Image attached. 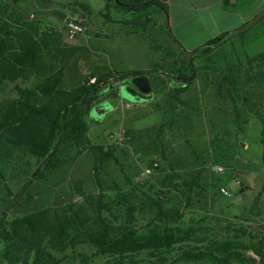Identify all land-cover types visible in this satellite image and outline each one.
Returning a JSON list of instances; mask_svg holds the SVG:
<instances>
[{
	"label": "trees",
	"instance_id": "16d2710c",
	"mask_svg": "<svg viewBox=\"0 0 264 264\" xmlns=\"http://www.w3.org/2000/svg\"><path fill=\"white\" fill-rule=\"evenodd\" d=\"M164 1L104 0L100 15L106 22L125 27L127 33H144L156 26L152 13L156 8L166 14ZM16 2L12 0L9 5L11 15L7 19L0 18V81L14 82L32 77V83L28 87L15 84L17 96L0 101V240L4 243L3 259L8 264H59L60 259L53 255V250L64 251L86 244L94 249L95 255L108 256L107 264H126L127 261L136 264L135 258L143 250L157 257L156 254L172 248L174 243L184 241L187 236H183V232L187 231L177 224L182 217L179 206L164 208L161 205L165 200L146 195L145 191L140 192L144 195L139 197L133 184H130L133 189L120 191L113 199L107 198L99 174L108 161L119 164V160L113 147L92 143L87 135L88 113L102 99L99 92L105 86L101 83L104 77L115 74V80L123 81L133 75L158 73L156 69L111 71L95 76L93 82L88 79L67 90L62 86L63 73L80 47L67 45L58 28L39 30L27 14L18 11L20 8ZM79 6L88 15L91 14L85 4ZM225 7L228 5L225 4ZM112 10L121 17L112 15ZM56 13L64 18L61 11ZM263 18L264 15L259 20ZM75 23L95 36L108 35L103 30L87 28L82 21ZM246 30L227 31L209 39L196 48L197 53L190 60L185 56L186 50L174 39L183 57L166 70L170 75L165 76L172 79L169 83L174 86L169 93L171 101L179 106L194 108L179 96L190 87L200 70L194 65V58L209 55ZM200 68L210 71V87L219 98L231 103L233 111L231 128H219L213 123L215 130L211 131L209 140L210 165L223 169L232 167L240 146L237 136L244 131L246 124L241 115L244 110L254 113L262 123L260 143L264 159V50L246 55L244 61L238 60L225 66L206 64ZM163 82L159 75V83L156 84L159 91L165 87ZM170 123L173 124L172 121ZM165 124L159 125V132L163 131ZM58 141L60 144L51 158L36 172L50 148ZM83 151H89L93 156V176L98 187L96 194L86 192L83 189L85 181L78 180L73 185V196H80V202L70 201L58 208L45 206L10 221L5 219V211L31 183L30 178H26L23 186L13 194L7 184L8 167L12 170L20 165L28 166L33 158L36 167L31 176L37 179L73 161ZM149 166L161 168L156 161ZM21 169L26 172L25 167ZM172 176L176 178L179 173L175 172ZM171 185L180 192L178 202H188L191 193L199 195L203 190L199 177H187L181 183L175 181ZM137 212L149 214L143 231L136 228ZM118 219L120 222H116ZM213 245V249L227 252L238 244L226 242V248L219 243ZM242 247L250 249L258 257V264H264V235H252L249 243L242 244ZM183 256L188 260L191 253L185 251ZM212 258L216 259L214 254Z\"/></svg>",
	"mask_w": 264,
	"mask_h": 264
},
{
	"label": "rangeland",
	"instance_id": "374dc122",
	"mask_svg": "<svg viewBox=\"0 0 264 264\" xmlns=\"http://www.w3.org/2000/svg\"><path fill=\"white\" fill-rule=\"evenodd\" d=\"M11 1L0 0V18L7 19L11 15L9 7ZM44 1H47L46 5ZM79 4H85L93 16H96V13L102 10L104 0H17L16 2L39 30L58 28L67 45H72L75 37L83 32L72 33L69 24L82 21L87 27V21L80 19L85 11ZM56 11H61L64 18L61 19ZM156 12H159V17L162 16L161 9ZM112 15L121 17L114 10ZM159 17L154 15L156 20ZM102 21L105 22L104 18L96 16L88 27L102 28L108 34L121 36L107 40L104 47L95 45L92 41L88 44L95 48H103L109 53L111 61L122 68L166 71L169 66L183 57L181 50L171 41L167 23L159 24L152 29V32L147 31V34L146 32L133 34L127 33V29L120 24L106 23L103 27ZM179 23L181 21L175 20L173 28L179 30L182 36H188L187 25ZM246 29L244 33L215 48L209 55L194 58L193 63L200 70L188 88L189 94L185 98V101L194 108L179 106L168 96L161 98V103L159 101L157 105L151 103L144 108H134L130 112L115 114L119 121L126 116L124 122L132 129L143 128L147 131L141 137L134 134L130 137L127 129L123 127L127 134L123 133L116 143L119 149L117 155L121 163L108 161L99 174L103 193L109 200L114 193L133 189L130 184H133L137 193L145 191L180 195L171 184L175 181L181 183L187 177H199V183L203 187L199 195L191 193L188 202H180L182 217L177 224L187 231V233L183 232V236L187 238L174 243L172 248L163 250L160 255L156 254L157 257L151 256L147 250L141 251L135 258L136 264H258V257L250 249L243 248L242 244H248L252 235H264V159L261 155L260 143L262 123L254 113L242 111L241 115L246 120V124L244 131L237 136V143H240V146L237 148L232 167L218 170V166L210 165L209 140L211 131L215 130L213 123L219 128H231L233 111L231 103L219 98L210 87V71L200 68L206 64L225 66L238 60L244 61L246 55L263 51L264 18ZM83 41L78 39V43ZM80 67H82L81 63H79ZM79 72L72 66L68 85L76 84V80H79ZM155 75H161L167 84L172 80L164 74H149L150 77ZM152 82H154L153 78ZM31 83L32 77L14 82L0 81V101L6 97L17 96L15 84L28 87ZM113 115L107 117L105 115L99 119L93 117L90 121V124L94 125L93 129L98 131L99 140L103 136V131L116 128L118 121L111 118ZM127 115L131 116L128 121ZM171 121L173 124L170 123ZM161 123L166 124L163 131L159 132ZM152 161L160 163L161 168H150L149 164ZM29 162L28 166L20 165L12 170L8 167L6 170L7 184L13 194L18 192L26 182V178H30L34 172L36 160L31 158ZM78 163L81 169L76 173L61 166L47 172L43 177L31 179V183L21 196L15 198V203L5 211V219L10 221L16 216L45 206L58 208L70 201L80 202V197L76 198L72 195L69 184L79 175L89 179V160L83 157ZM21 166L25 167L26 172H22ZM145 169H150V172L145 174ZM175 172L179 173L176 178L172 176ZM232 181H235L233 186L230 185ZM221 187L227 188V193H223ZM83 189L96 194L98 187L93 179L91 183L85 181ZM135 216L136 228L139 231L145 230L149 214L137 212ZM116 222H120V219ZM226 242L238 245L227 252L213 249L214 243L222 244L226 248ZM3 248L4 243L0 240V264H8L1 254ZM185 251L191 253L188 260L184 259ZM52 253L60 259L59 264H107L109 260L106 255H95L94 249L86 244L77 245L73 249L66 248L64 251L53 250ZM212 254L216 259L212 258ZM126 264L130 263L127 261Z\"/></svg>",
	"mask_w": 264,
	"mask_h": 264
},
{
	"label": "crops",
	"instance_id": "0c3cea01",
	"mask_svg": "<svg viewBox=\"0 0 264 264\" xmlns=\"http://www.w3.org/2000/svg\"><path fill=\"white\" fill-rule=\"evenodd\" d=\"M225 4H227L228 7H225ZM164 5L166 8V14L163 11H161L162 16L160 15L159 17V12H156L157 10L159 11V9H156L152 12L153 17L154 15H157L159 17L157 20L155 19L156 21L155 28L159 26V24L167 22L170 28V32H171L170 38L173 44L181 50L180 46L176 44V42H174V39H176L184 50L191 51L196 49L198 46L204 44L209 39L223 32L236 30L245 23H247L248 21H250L253 17H255L264 9V0H165ZM99 12L96 13V16L102 17L100 14H98ZM84 16H86V19H84ZM96 16L95 15L93 16L92 12L90 15H88L85 12L80 16V18L83 21H87V28L91 29V27H88V25ZM175 20L181 21V23H179L180 25L182 24L187 25V28L189 29L188 36H182L179 30H175L173 28V24ZM102 22H103L102 23L103 27L106 23H109L106 21L105 22L102 21ZM92 29H98V28H92ZM98 30H103V29L101 28ZM152 31L153 30L149 32ZM147 33L148 32H146V34ZM119 36L121 35L108 34L107 36H95L93 33L88 31H83L79 33L75 37V41L71 44L75 46H79L80 49L77 50L75 55L69 60L64 70L62 77L63 88L70 90L75 86L84 83L88 79H90L91 82L93 79H95V76H98L100 74L108 73L111 71L128 70L129 68L125 69L122 68V66H118L115 63H113L110 59L109 53H107L103 48L100 47L95 48L92 47L90 44H88L90 43V41H92L95 45H101L104 47V44L107 40H114ZM79 38L84 41L78 43ZM79 63H81L82 66L80 68H79ZM72 66L76 67L78 72L80 71L79 72L80 74L78 76L79 80H76L77 81L76 84L68 85L67 82H69V79H71L69 72L72 69ZM133 69L147 70V68H133ZM148 77L152 85L151 100H145L140 102H129L122 99H118L112 101L114 108L106 114V117L112 116L114 114L113 117L111 118L115 121H118V124L114 130L103 131L104 133L101 140H99L98 131L93 129L94 125H92V123L90 124L89 121V129L87 135L91 140V142L95 144L109 145L113 147L114 155L118 158L119 164L121 163V161L117 155L119 153V149L118 147H116V143H118L117 140L121 138V133H125V135L127 134L126 131L123 129V127L127 129L128 135H130V137L131 134H134V136L141 137V135H143V133H145L147 129H143V128L132 129L129 124H126L124 122L126 116L123 120L119 121L117 115L115 116V114H118L117 112H130L134 108L137 109L144 108L147 104H151V103L157 105L159 104L158 102L160 101L161 98L169 96L171 88L174 87L170 84H167V81L164 80L163 84L165 85V87L159 91V88L156 85L157 83H159V76L155 75L154 77H150L148 75ZM152 78L154 79V82H152ZM188 94L189 91L187 88L186 90L181 92L179 96L180 98L185 100ZM127 117H128L127 118L128 121L131 118V116L127 115ZM186 142L188 144V139H186ZM83 157H86L87 161L89 160V166H88L89 179L87 178L85 179L84 176L81 175L77 176L76 179H72L71 183L69 184V189L72 192V195H73V190H72L73 185L76 181L84 180L91 183V181L94 179L93 156L89 151H83L73 161L63 165L70 172L76 173V171H79L81 169L80 163L78 162ZM112 195L113 196L111 199L117 197L119 193H114ZM136 195L142 197L144 194L137 193ZM146 195L153 196L155 198L159 197L162 200H165L162 202L161 205L164 208L173 207L174 205L177 207L181 206L180 202H178L177 200L178 198L180 199L179 196L181 195H178L176 193H170V194L147 193ZM79 197L80 196H76V198Z\"/></svg>",
	"mask_w": 264,
	"mask_h": 264
},
{
	"label": "water",
	"instance_id": "95a60500",
	"mask_svg": "<svg viewBox=\"0 0 264 264\" xmlns=\"http://www.w3.org/2000/svg\"><path fill=\"white\" fill-rule=\"evenodd\" d=\"M46 2L47 1H44V5H46ZM18 11L22 14H25V12L21 9H18ZM263 15L264 9L255 17H253L250 21L239 27L237 30H244L246 28H249L254 23H256ZM196 53L197 49L186 51L185 56L188 60H190V58L195 56ZM157 72L159 74L170 75V72L168 71L157 70ZM115 77V74H110L101 80V83L107 84L99 92L102 99L90 108L88 113V121H91L93 117L97 119L103 118L108 112H110L114 108L112 104L114 98H116L117 100L122 99L129 102H140L152 98V85L147 74L133 75L123 81H117L115 80ZM110 93H112V96H110ZM59 144L60 142L58 141L50 148L48 154L41 162L36 172H38V170L45 164V162L51 158L52 154L54 153L55 149L59 146ZM33 176L34 175L30 177V180L33 178Z\"/></svg>",
	"mask_w": 264,
	"mask_h": 264
},
{
	"label": "built area",
	"instance_id": "2783aa9c",
	"mask_svg": "<svg viewBox=\"0 0 264 264\" xmlns=\"http://www.w3.org/2000/svg\"><path fill=\"white\" fill-rule=\"evenodd\" d=\"M70 25V27H71V29H70V31L72 32V33H74L75 31H83V27L81 26V24H78V23H76V24H69ZM94 81V79L91 81V82H93ZM123 133H121V135H122ZM156 163H154V165H155ZM151 168V167H150ZM223 168L222 167H218V170H222ZM150 172V169H145V171H144V173L145 174H148ZM235 184V181H232L231 182V184L230 185H234ZM221 191L223 192V193H227V188H225V187H221Z\"/></svg>",
	"mask_w": 264,
	"mask_h": 264
},
{
	"label": "flooded vegetation",
	"instance_id": "af4514ba",
	"mask_svg": "<svg viewBox=\"0 0 264 264\" xmlns=\"http://www.w3.org/2000/svg\"><path fill=\"white\" fill-rule=\"evenodd\" d=\"M103 84H105V86H106L107 83H103ZM105 86H104V87H105Z\"/></svg>",
	"mask_w": 264,
	"mask_h": 264
}]
</instances>
